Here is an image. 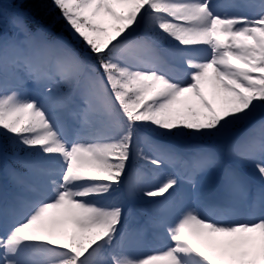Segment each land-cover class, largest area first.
Here are the masks:
<instances>
[{
  "label": "rangeland",
  "instance_id": "1",
  "mask_svg": "<svg viewBox=\"0 0 264 264\" xmlns=\"http://www.w3.org/2000/svg\"><path fill=\"white\" fill-rule=\"evenodd\" d=\"M7 2L12 4L13 0H0V67L9 70V74H14L18 80L29 83L31 91L19 92L0 88V109L2 108L0 110V147L7 142L11 144L7 148L3 145L6 151H2L0 148V165L6 162L8 157L6 154H13L11 157L13 161L25 168L30 167V169L33 168L34 162L29 163L26 157L45 158L48 161L64 159L60 154L61 150L68 151V149L56 139L57 135L51 129L46 114L50 115L55 122L60 123L70 95L58 94L80 83L81 100L77 106V122L82 118V121L88 124V131L94 125H99V129L104 132H99V135L104 136L107 141L105 147L88 146L86 153H90L92 157L89 158V164L79 166L82 174L98 176L100 169L106 168L107 175L112 176L115 167L118 166L124 167V169L122 168V172H124L128 165L126 157L130 156L132 148L131 135L135 132L137 139L134 147L137 154L149 159V163H157L165 167V171L157 180L148 177L147 172L139 168L134 173H130L131 198L137 200L140 196L145 195V199L151 195L149 200H152L158 197L156 194L160 191L165 192L164 198H170L172 194L170 188L172 184H177L182 198L175 207L169 206L164 209L161 207L162 201L153 204L155 207L153 212L159 214L162 219L158 227L171 237L177 236L179 230L183 229V237L186 242L182 249L189 255V261L195 257L190 244L207 251L209 254L206 252L205 254L208 260L213 259L212 255L215 258H222V251H219L218 246L210 239L200 237L198 242H194V237L191 238V235L200 226L201 220L194 212L193 201L195 199L191 186L175 177L171 165L179 160L178 150L180 147L185 148L186 151L193 148L196 152L195 160H197L194 173L198 178L197 187L201 190L198 193L199 197L204 198L209 191L207 190L210 188L209 185L213 187L212 183H215V177L220 169L221 161L216 156L217 150L228 149L236 162L243 163V166L250 169L252 175L264 184V144L262 142L264 140V116L256 113L260 109L264 110L262 109L263 105H260L263 101V94L260 95V92L257 91L261 81L264 80V25L256 24L255 19L247 26L238 23L239 19L251 21V14L257 6H259V13L256 18L264 21V0H245L244 7L241 8H236L238 7L237 1L230 2L234 6L222 3L214 7L217 10L227 8V18L224 15L226 12L221 13V16H216L219 18H215L209 13L213 17L214 30L221 35L222 41L212 50V41L208 40L209 49H206V60L201 63L202 69L197 72L194 71L193 65L199 60L201 61L198 50L200 47V23L194 18V11L188 6L190 3L183 4L186 2L182 0H154V6L159 9V14L149 17L150 13H148L144 18V31L146 33L148 31L158 43L176 42V44H181L192 50L185 52L166 49L171 58L186 67L183 70L177 69L179 73L173 70V78L169 77L171 70L162 62L155 48L151 47L152 43L145 37L143 38L144 35L141 36L143 33L140 29H135V26H139L142 12L147 10L145 0H84L81 6L76 7L75 10L80 11V15H84V21L89 28L98 27V33H106L105 44L102 46L106 47L107 54H110L108 58L112 62L111 72L119 76L121 83H116L113 78L111 80L107 76L115 93L119 95L120 90L131 92L130 94L138 99L137 103L138 106H142L141 108L145 106L142 104L143 99L144 102L145 99L152 101L151 107H146L142 117L138 118L141 119V123H134L133 120L128 122L126 117L129 118L132 113L130 110L129 112H119L120 110L114 102L113 88L111 89L104 77L105 70L91 61L87 76L78 82L80 73L87 66V60L81 54L70 49L62 39H48L46 35H42L44 32L33 30L23 20L18 21L12 12L6 13L4 6ZM260 2L262 5H259ZM172 18H179L180 22H175ZM226 21L232 23H225ZM209 27L210 21L207 23V33ZM73 29H78L79 33L87 32L78 23ZM14 30L16 34L5 35L6 33L13 34ZM90 33L94 34L93 31ZM113 40L118 43L111 45ZM95 50L100 51L98 48ZM217 50L220 51V54L222 52L227 60L225 63L216 61L215 52ZM102 52L104 53L103 48ZM201 52L203 53V49ZM30 55L34 56V61L28 64L27 60ZM19 56L23 58L20 60ZM50 59H55L53 68L55 78L51 76L54 79L52 86L44 94H40L39 87L42 82L39 86L36 85L40 81L36 75ZM24 60L27 61V64L24 63ZM18 62L27 68H22ZM103 67L106 69L109 66ZM194 77L199 78L198 91L202 92L201 95L209 101V105L201 97L199 98L197 93L195 96L199 99L196 104L177 100V96L182 90L187 92V89L190 88ZM262 84L264 85V82ZM32 91L43 99L45 113L30 101ZM209 107L216 114V120H212V123L217 122L226 131L227 129L235 130L218 132L217 125L211 127L214 132L208 128V133H213L214 139L212 140L211 137L208 140L212 145L211 150H209L210 148L205 150L203 145L206 142L207 134H204L206 126L204 129L201 125L202 122L204 123V117L209 120L207 115ZM157 111L162 113L161 124L158 129H153L155 124L152 122L151 116L152 113L157 114ZM251 118L254 119L249 121ZM162 121L171 123V127L177 123L176 133H174V129L163 128ZM231 121L235 122L233 128L224 126ZM242 121H246L248 124L244 125L242 129H237V125ZM148 122L149 124H144ZM185 132H190L193 135L192 143H189L190 138L184 135ZM183 137H186L184 140L189 144L182 142ZM245 140L251 142L253 147H247ZM166 152L168 159L165 164L164 153ZM152 153H156L154 157ZM188 155L190 156V153ZM121 156L124 157L121 158ZM16 162H11L8 165L15 168ZM6 168L11 185L17 186L20 182L17 172L8 166ZM118 172H121V169H118ZM53 182L54 186L60 185L59 181ZM43 183L52 184V180L45 179ZM95 184L100 186L102 182L97 181ZM93 189L97 190L95 187ZM226 189H228L226 196L230 205L237 209L234 215L230 214L233 224L230 222V225L223 228L221 225L213 226V230L221 233L226 244V256L231 258V264H264L262 262L264 225L248 226L234 176L227 178ZM87 191L85 190L84 193ZM1 194L0 190V198ZM56 200V202H48L47 208L43 207L39 210L32 217L33 221L28 220L19 227L12 236L14 239L8 250L2 251L3 243L0 241V258L14 255L23 263L82 264L85 260L90 261L86 264H108L102 257L106 252L112 251L121 264H179L172 251L157 256L151 252L148 253L145 247L139 243L128 244L125 242V245L128 246L127 251L114 250V247L124 243L123 239L114 236L110 230V224L119 220L117 209L98 211L92 207H82V213L81 207L77 208V203H79L77 200L69 201L61 196H58ZM116 201L123 202L119 197H116ZM124 206H121L120 210ZM53 209L57 213L51 217L50 223H48L45 213L47 214ZM256 210L257 217L261 214L264 215V190L258 199ZM73 212L78 214L77 223L81 230H77L71 222L73 216L70 214L74 215ZM60 214L70 215V221L66 218H57ZM245 226H248L249 231L256 233L257 237L261 236L263 239V243L259 245L261 251L259 256L250 257V253L245 249L242 253L240 252L242 247L240 243L245 240L243 235L247 234L248 230L244 234L240 233L241 235H236V233L237 230H242V227ZM30 229L33 230L32 236L41 235L42 244L40 243V245L42 247L34 246L35 244H29L16 237L19 233L22 235L23 231L28 232ZM89 233L93 239V247L85 246ZM105 235L107 236L104 237ZM101 236L105 243L111 245V249L100 250L96 247L99 243H95L94 238H97L98 241ZM112 239H114L113 242H111ZM119 240L122 241L119 243ZM77 242H81V248L76 252H70ZM49 244H56L58 248H44ZM34 249H36L35 252ZM119 249L121 248L119 247ZM238 255L242 257V260L238 258ZM216 261H218L217 258ZM0 264H3V261L0 260Z\"/></svg>",
  "mask_w": 264,
  "mask_h": 264
},
{
  "label": "trees",
  "instance_id": "2",
  "mask_svg": "<svg viewBox=\"0 0 264 264\" xmlns=\"http://www.w3.org/2000/svg\"><path fill=\"white\" fill-rule=\"evenodd\" d=\"M10 9L21 17L30 18L34 24L43 25L51 32L65 35L85 52L95 51L96 45L100 44L98 34L95 37L85 31L77 33L78 29H73L77 26V18L72 14V3L66 0H13L12 4L6 3L5 10L11 12Z\"/></svg>",
  "mask_w": 264,
  "mask_h": 264
},
{
  "label": "bare ground",
  "instance_id": "3",
  "mask_svg": "<svg viewBox=\"0 0 264 264\" xmlns=\"http://www.w3.org/2000/svg\"><path fill=\"white\" fill-rule=\"evenodd\" d=\"M228 1H233V0H228ZM207 2H212L210 0H192L190 1V4L188 5L195 13V19L198 20V22L200 23L199 29H200V39H199V46L203 49V55H206V49H209V42L208 40H210L211 35L208 36V33L210 34L209 30L210 27L208 29V33H207V23L208 21H210V25H211V20L209 17V12L208 10L205 8V5H207ZM215 1H213L214 3ZM183 4H187V3H183ZM240 4H243V2H240ZM135 29H138L137 26H135ZM212 50H214L213 45L211 46ZM215 54L217 55L216 57V61L221 63V62H226L227 60L224 58L223 54L219 53V52H215ZM202 66L201 63L198 62L195 65V70H201ZM196 91H194L193 89H187V92H185L184 90H182V92L180 94H178L177 96V100L179 102H183V101H187L190 104H196V102L198 101L197 96H195ZM90 158V154H87L84 157H75L73 159L74 162V167H72L71 169V174L73 175L74 178L76 179H80L82 178L81 175H79L80 171L78 166L81 164H88L89 163V159ZM223 204L225 203V199H223ZM206 230L204 231V235H209L210 230L205 227ZM245 231H247L246 229L242 230V233H245ZM33 234V230H29L26 233H23V236H27L29 237L30 235ZM196 232L194 234V238L196 239ZM199 237V236H198ZM220 239H215V243L216 245L221 249L222 251V260L225 264H229L228 260L226 259V254L224 253L226 244L224 242V240L221 238V236H218ZM261 243H263V239L261 236L257 237L256 235L254 236L253 234H247L245 236V241L242 242V247L240 252H243V249L247 250L250 253V257L255 256L257 253L260 252V248L259 245H261ZM238 258L241 260L242 257L240 255H238Z\"/></svg>",
  "mask_w": 264,
  "mask_h": 264
}]
</instances>
